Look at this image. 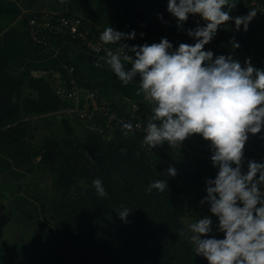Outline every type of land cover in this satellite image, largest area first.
<instances>
[{
  "label": "clouds",
  "instance_id": "1",
  "mask_svg": "<svg viewBox=\"0 0 264 264\" xmlns=\"http://www.w3.org/2000/svg\"><path fill=\"white\" fill-rule=\"evenodd\" d=\"M236 6L237 0H168L167 11L176 18L178 29H183L190 14L204 21L186 30L194 43L182 42L174 48L162 37L158 43L129 45L122 41L134 39V30L124 33L108 26L99 40L118 47L105 48V55L95 61L98 68L108 65L125 86L138 81L136 95H142L152 113L144 128V145L153 149L167 142L170 148L180 147L193 135L210 142L211 163L218 172L206 180L207 195L201 204L208 202L218 219L216 230L224 235H209L213 221L208 215L187 225L196 256L208 264H264V162L249 160L246 172L242 171L248 134L264 129V68L253 66L251 57L242 66L232 55L214 58L213 51L205 50L230 21L237 31L241 26L248 30L257 10L233 17L230 12ZM232 47H240L234 38ZM121 126L125 136L134 130L131 122ZM167 172L177 174L173 166ZM92 186L99 197L108 195L100 179H94ZM166 187L167 182L159 179L147 191L163 192ZM131 212L123 208L118 215L124 220ZM185 233L178 230L180 236Z\"/></svg>",
  "mask_w": 264,
  "mask_h": 264
},
{
  "label": "crops",
  "instance_id": "2",
  "mask_svg": "<svg viewBox=\"0 0 264 264\" xmlns=\"http://www.w3.org/2000/svg\"><path fill=\"white\" fill-rule=\"evenodd\" d=\"M167 2L168 0H64L61 3V0H0V60L6 62L10 74L25 82L30 77H44L47 80L46 75L55 66L75 64L87 83L101 88L116 102L123 104L128 100L143 99L142 95H136L138 81L123 85L108 65L104 64L99 68L95 66V61L103 56L87 51L79 43L56 38L49 48L33 44L26 32L25 14L31 11L73 13L83 16L94 28L100 30L108 26L124 33L134 30V39L122 41L129 45L158 43L162 37L172 42L174 48L182 42L194 43L186 30L195 28L197 23L203 25L204 21L198 15L190 14L183 29H178L176 18L167 11ZM241 10V0H237V6L230 15L239 16ZM158 14H162L163 19ZM233 38L239 43V48L232 47ZM205 50L213 51L214 58L221 54L232 55L242 66L245 59L251 57L253 66L264 68V31L254 22L249 23L246 32L243 26L237 31L234 21H230L218 29L213 40L205 45ZM127 67L130 68L131 65ZM23 91L37 95L26 83ZM25 189L26 172L17 167L12 158L0 149V206L4 205L6 211L11 212L9 222L15 214L13 227L8 230L9 247L13 253L11 252L10 257H2L0 264H81L60 252L53 244V226L42 219L39 204L25 194ZM4 228L1 238L4 237Z\"/></svg>",
  "mask_w": 264,
  "mask_h": 264
},
{
  "label": "trees",
  "instance_id": "3",
  "mask_svg": "<svg viewBox=\"0 0 264 264\" xmlns=\"http://www.w3.org/2000/svg\"><path fill=\"white\" fill-rule=\"evenodd\" d=\"M258 26L264 31L263 23L260 22ZM25 83L37 92L36 96L24 93ZM64 105L44 77H30L25 82L22 78L10 74L6 62L0 60V149L12 158L17 167L20 163L16 161V157L14 158L13 152L23 154L29 152L26 145L17 144L19 148L15 145L17 126L22 123L23 114L55 112ZM14 123L16 125L11 126ZM85 133L87 134L77 138L76 147L90 152L100 168L105 170L109 168L117 172L130 194L139 189L145 199L150 201L156 216H161L162 223H156L150 214L141 213H135L122 220L115 206L106 197H99L91 184L86 190L87 196L78 195L72 199L73 203L71 202L69 206L70 212L74 214V220L79 221L76 214H80L86 222L83 229L86 234L84 239H93L89 241L91 244L97 240L95 242L99 251L112 253V260L108 261V264H208L204 257L196 256L188 239L187 228L183 222L187 206L181 197V191L173 182L163 179L147 165L146 162L149 161L146 157L151 154L141 149L139 137L132 134L125 136L123 132H119L114 139L106 140L93 132ZM249 148L245 145V155L251 154L257 157L256 162H262L263 157L257 155L253 149L249 152ZM121 149H126V152H121ZM67 152L58 142H50L41 155L42 163L58 172L60 178H65L69 174L68 169L74 170ZM157 153L173 162L188 183L201 195L206 194V180L215 178L210 161L207 162L206 170L200 167L192 172L185 164L165 154V151L158 150ZM159 179L165 180L168 187L163 192L153 189L149 193L147 191L149 184ZM70 186L69 181L66 192ZM32 198L40 206L42 219L53 226L54 245L59 251L81 264H92L90 261L92 256H86L84 253L85 245H76V239L80 238L81 233H76L77 231L69 225L62 226V229L58 228L47 215L45 204L35 197ZM180 229L186 230L184 236L178 235ZM164 232L168 235L171 246L164 244L162 239ZM170 247L174 248V251L170 250Z\"/></svg>",
  "mask_w": 264,
  "mask_h": 264
},
{
  "label": "rangeland",
  "instance_id": "4",
  "mask_svg": "<svg viewBox=\"0 0 264 264\" xmlns=\"http://www.w3.org/2000/svg\"><path fill=\"white\" fill-rule=\"evenodd\" d=\"M14 125L16 124L14 123L11 126ZM7 127L8 125L5 126V128ZM17 129L18 134L15 139L16 148H19L17 144L21 143L22 145H26V149L29 150L27 154L17 151L13 152L15 153L14 158L16 157V161L20 163L19 167L26 172L25 194L35 197L45 204L47 215L58 228L62 229V226L69 225L77 231L76 233H81L80 238L76 239V245H85L83 248L84 253L86 256H92L90 260L92 264H108L107 262L112 260L111 258L113 255L111 252L104 253L99 251L95 242L97 240H94V243L91 244L89 241L93 239H84V235L86 234L83 229L86 226V222L80 214H76V219L80 220H74V214L72 215V212H70L69 206H71V202L73 203L72 199L78 197V195H82L83 197L87 196L86 190L91 186L94 179H100L102 181L108 194L106 199L113 204L119 212L123 208L132 211L126 218L135 213L150 214L153 216L156 223H162L161 216H156L154 208L151 206V203H149L150 201L145 199L139 189H135L134 192L130 194L129 191L126 190V185L117 172H113L109 168L107 170L100 168L95 157L90 152L83 148L76 147L77 138L87 133H85L83 128L73 121L65 112L61 111V109L51 112L48 115L23 114L22 123L17 126ZM70 141L72 143H70ZM50 142H58L64 151L67 152V150H69L67 155L74 166V170L68 169L69 174L65 178H60L58 172L53 171L48 165L42 163L41 155ZM209 143L210 142L204 140L199 135H193L187 138L182 142L180 147L170 148L167 142H165L154 154L148 155V158L146 157L149 161L146 163L157 175L173 182L181 191V197L187 206V213L183 217L186 228L188 224L208 215L213 221V232L209 235L215 236L216 238H223L224 234L216 230L218 219L210 213V205L207 201L201 204V200L207 193L201 195L188 183L183 173L173 162H170L166 158H162V155L157 153L158 150L165 151V154L173 156L178 162L185 164L192 172L200 169V167L206 170L208 167L207 162H211L210 157L212 155ZM247 146L250 147L248 149L249 152L250 149L255 151V148L250 145ZM257 154L259 155V153ZM262 156L264 158V155ZM256 158L257 157L251 154L245 155V165L242 171L246 172L247 161H255ZM263 158H261L262 162H264ZM169 166H173L177 171L174 177L167 172ZM213 172V175L216 176L218 168L213 167ZM69 181L71 182V186L68 192H66L67 182ZM13 215L14 218H12L11 222H9V220V223L5 225L4 237L0 239V250L3 253L1 254L0 252V259L2 257L7 258L11 256L12 249L9 247L10 241L8 240L10 236L8 230L10 227H13L14 223L12 224V221L15 220V214ZM190 235L191 233L188 232V239ZM162 239L165 245L171 246L166 232L162 234ZM54 243L55 240H53V244ZM170 250L174 251V248L170 247Z\"/></svg>",
  "mask_w": 264,
  "mask_h": 264
},
{
  "label": "built area",
  "instance_id": "5",
  "mask_svg": "<svg viewBox=\"0 0 264 264\" xmlns=\"http://www.w3.org/2000/svg\"><path fill=\"white\" fill-rule=\"evenodd\" d=\"M241 5L239 16L246 15L254 8L257 15L251 22L264 24V0H242ZM25 24L30 41L42 48H49L56 38L77 42L97 56H104L105 48H116L114 45H104L99 40L103 30L94 28L78 14L31 11L25 14ZM46 77L53 93L65 103L61 111L84 131L111 140L117 133L123 132L121 122H131L134 130L129 134L139 137L144 152L154 154L160 147L150 149L143 144L144 128L152 115L150 106L143 99H132L120 104L101 88L87 83L79 68L71 63L55 66Z\"/></svg>",
  "mask_w": 264,
  "mask_h": 264
},
{
  "label": "water",
  "instance_id": "6",
  "mask_svg": "<svg viewBox=\"0 0 264 264\" xmlns=\"http://www.w3.org/2000/svg\"><path fill=\"white\" fill-rule=\"evenodd\" d=\"M249 139L246 142V145H250L251 147L255 148L257 153L264 155V129L258 134H251L249 133ZM256 153V154H257ZM258 155V154H257ZM260 155L261 157H263ZM11 212L6 211L5 206H0V238L3 234V228L8 223L11 218Z\"/></svg>",
  "mask_w": 264,
  "mask_h": 264
}]
</instances>
